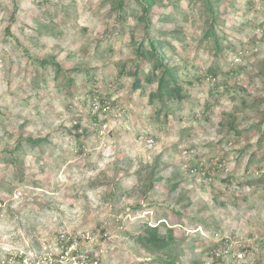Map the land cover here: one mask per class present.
<instances>
[{"label": "rangeland", "instance_id": "rangeland-1", "mask_svg": "<svg viewBox=\"0 0 264 264\" xmlns=\"http://www.w3.org/2000/svg\"><path fill=\"white\" fill-rule=\"evenodd\" d=\"M144 9L0 0V264L7 244L74 232L93 235L101 264H163L135 236L164 220L181 264H219L222 242L228 260L264 264V0ZM147 37L182 98L152 96L159 72L134 88L152 72Z\"/></svg>", "mask_w": 264, "mask_h": 264}, {"label": "trees", "instance_id": "trees-1", "mask_svg": "<svg viewBox=\"0 0 264 264\" xmlns=\"http://www.w3.org/2000/svg\"><path fill=\"white\" fill-rule=\"evenodd\" d=\"M118 1L120 7H124L125 0ZM141 2L145 8V13L149 16V14L151 13L150 9L153 5V0H141ZM211 11L213 12V9H211ZM121 18H123V15H121ZM211 31L210 33H212ZM147 40L149 41L150 48L144 49V43H142L138 48L137 53L141 59H146L151 62L152 72H148L147 76L144 79L140 75L141 72H138L134 82V88H141L145 81L151 82L154 78L153 76L158 75L159 72L160 76L158 77V88L156 92L152 93V96L158 97L163 102L165 96H167L168 99H172L174 96L182 98L183 91L181 85L178 83L176 68L168 63L166 54L161 50L162 45L158 46V44L161 43V40H156L151 37H147ZM37 61L40 63V65L43 66L49 63V60L42 58H38ZM209 74L213 75V73L210 72ZM75 127L78 131L80 130V124H78V122L76 123ZM26 140L29 141V143H31L32 145H38L43 143L47 139H34L32 137H29ZM195 169H199V171L207 173V176L209 175V171H207V168H198L197 166H195ZM177 213L181 214L182 212L181 210H179ZM141 227L142 228L135 237L137 241L148 250L161 252L162 256L155 257L158 261L162 262L163 264H181L179 256L173 255L171 251L172 247L176 245L181 238L176 235L174 229L166 225V220L161 221V223L158 225H149V223L146 222L143 223ZM225 247L226 245H224V242L215 244V246L212 248V252L214 253L217 248H222L223 250ZM222 261L225 262L226 260Z\"/></svg>", "mask_w": 264, "mask_h": 264}, {"label": "built area", "instance_id": "built-area-1", "mask_svg": "<svg viewBox=\"0 0 264 264\" xmlns=\"http://www.w3.org/2000/svg\"><path fill=\"white\" fill-rule=\"evenodd\" d=\"M5 246L6 253L1 264H101L99 256L93 252L94 237L90 232L62 233L58 239L39 246L30 243ZM230 249V245H227L223 250H215L214 256L220 261L219 264L244 261V252L235 254L233 261L228 260Z\"/></svg>", "mask_w": 264, "mask_h": 264}]
</instances>
